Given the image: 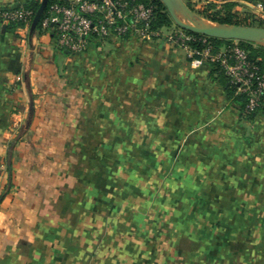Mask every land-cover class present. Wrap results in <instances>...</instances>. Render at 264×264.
I'll return each mask as SVG.
<instances>
[{"label": "crops", "instance_id": "crops-1", "mask_svg": "<svg viewBox=\"0 0 264 264\" xmlns=\"http://www.w3.org/2000/svg\"><path fill=\"white\" fill-rule=\"evenodd\" d=\"M15 24L0 22V264H230V238L264 264V111L242 113L166 27L71 53L54 27Z\"/></svg>", "mask_w": 264, "mask_h": 264}, {"label": "built area", "instance_id": "built-area-1", "mask_svg": "<svg viewBox=\"0 0 264 264\" xmlns=\"http://www.w3.org/2000/svg\"><path fill=\"white\" fill-rule=\"evenodd\" d=\"M155 10L153 3L139 0H74L70 4L56 1L51 3L41 26L44 29L54 27L58 45L71 53H78L85 50L87 37L92 35L140 39L161 35L162 28H151ZM35 14L36 11L23 4L0 8V22L30 27ZM166 37L175 46L185 49L196 66L205 61L220 65L230 83L235 85V93L247 98L245 115L264 109V72L258 59L252 57L239 40L218 47L211 37L197 36L182 28L171 30ZM195 42H200L201 47L193 46Z\"/></svg>", "mask_w": 264, "mask_h": 264}, {"label": "rangeland", "instance_id": "rangeland-1", "mask_svg": "<svg viewBox=\"0 0 264 264\" xmlns=\"http://www.w3.org/2000/svg\"><path fill=\"white\" fill-rule=\"evenodd\" d=\"M183 3L192 13V16H188L182 10L181 15L185 17L187 22L191 19L197 22H206L210 24H226L216 21L217 19L231 18L235 24L251 25V26H264V3L254 0H232V1H221V0H177ZM228 2H234L231 10L228 11L223 5ZM175 21L166 27L164 31L169 33L171 30L179 29ZM254 45L260 46V42H253ZM228 243L229 249L234 253L235 259L230 264H254L252 256L249 259L241 260L240 255H251L252 245H241L239 243L232 242ZM256 263V261H255ZM198 264H213L211 261L203 260L198 261Z\"/></svg>", "mask_w": 264, "mask_h": 264}, {"label": "water", "instance_id": "water-1", "mask_svg": "<svg viewBox=\"0 0 264 264\" xmlns=\"http://www.w3.org/2000/svg\"><path fill=\"white\" fill-rule=\"evenodd\" d=\"M161 2L165 5L175 23L182 29L218 39L239 40L251 43L264 40V26L210 24L206 22H197L193 19H191L190 22H184L177 15L176 4H182L189 17L192 16V13L183 3L178 2L177 0H161ZM48 3L49 0L41 1L31 24V33L38 28Z\"/></svg>", "mask_w": 264, "mask_h": 264}, {"label": "trees", "instance_id": "trees-1", "mask_svg": "<svg viewBox=\"0 0 264 264\" xmlns=\"http://www.w3.org/2000/svg\"><path fill=\"white\" fill-rule=\"evenodd\" d=\"M52 1L53 0H49L48 6H47V8L43 14V17L45 15H47ZM139 1H143L146 3H153L156 6L155 16L151 22V28L152 29L156 30V29H160L163 27H169V25H171V23L173 22V19H172L171 15L169 14L165 5L161 2V0H139ZM234 4H235L234 2H228V3H225L223 5V7L227 8L228 11H230ZM39 6H40V3L38 1H33L32 3H29L26 5L27 8H30L34 11H37ZM43 17H42V19H43ZM42 19H41V21H42ZM41 21H40L38 27H41ZM216 21H218L220 23H226V24H235V22L230 17L226 18V19H217ZM15 25H16L15 23L10 24L11 27H13ZM193 34H195L197 36L201 35V34L194 33V32H193ZM211 40L218 47H220L223 44L230 43V41H231V40H227V39H218V38H214V37H211ZM240 44L250 51L252 57L258 59V64L260 66V69L264 72V45L263 46L262 45L256 46L253 43L247 42V41H240ZM193 46L201 47V43L195 42V43H193ZM212 65H213V75H215L223 84L228 83L227 89L229 90L230 97L232 98V100L236 104H238L240 106L242 113H244L246 102H247L246 96L242 95V94H236L235 93V85L230 83L228 76L224 73V71L222 70L220 65H218L216 63H212ZM261 111H264V109ZM253 114L247 115V117H251Z\"/></svg>", "mask_w": 264, "mask_h": 264}, {"label": "bare ground", "instance_id": "bare-ground-1", "mask_svg": "<svg viewBox=\"0 0 264 264\" xmlns=\"http://www.w3.org/2000/svg\"><path fill=\"white\" fill-rule=\"evenodd\" d=\"M181 10H182L184 13L187 14V12H186V10L184 9V7L182 6V4L177 3V4H176V12H177L178 17H179L180 19H182L184 22H187V21L185 20V17H184L183 15H181V12H180ZM187 15H188V14H187ZM259 42H260L261 44L264 45V40H260Z\"/></svg>", "mask_w": 264, "mask_h": 264}]
</instances>
